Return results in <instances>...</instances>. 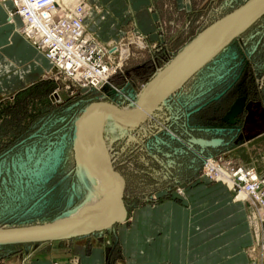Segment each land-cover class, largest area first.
<instances>
[{"label": "rangeland", "instance_id": "obj_1", "mask_svg": "<svg viewBox=\"0 0 264 264\" xmlns=\"http://www.w3.org/2000/svg\"><path fill=\"white\" fill-rule=\"evenodd\" d=\"M86 1L97 42L117 45L124 59L101 89L84 90L56 79L53 67L46 74L24 71L0 58V231L46 227L81 210L77 207L87 198L89 182L85 171L79 172L80 120L100 105L133 109L152 85L161 87L158 77L170 74L169 68L173 72L189 46L233 21L252 0H191L190 13L179 11L178 0H157L159 41H149L133 23L127 31L114 25L127 22L128 0ZM18 27L22 32L23 25ZM108 33L111 39H105ZM112 64L117 67L118 58ZM106 123L101 147L124 202L125 221L70 239L0 244V264H42L57 259L56 254L77 262L70 250L84 239L90 246L94 240L105 246L109 264H119L125 259L121 231L134 229V214L144 210L139 216L149 220L159 206L183 202L187 186L197 180L222 183L234 202L247 203L256 239L248 264H264V212L243 200L240 188L231 190L207 171L214 161L230 172L244 165L264 177V13L141 125L121 131L114 121Z\"/></svg>", "mask_w": 264, "mask_h": 264}, {"label": "crops", "instance_id": "obj_2", "mask_svg": "<svg viewBox=\"0 0 264 264\" xmlns=\"http://www.w3.org/2000/svg\"><path fill=\"white\" fill-rule=\"evenodd\" d=\"M178 1L181 4L179 11L190 13L192 1ZM156 2L128 0L127 22L114 25L121 29L124 26L127 31L130 23H133V28L149 41H159L160 12ZM13 9L12 2L0 4V58L21 66V70L33 68L46 74L52 67L50 61L23 35L18 27V24L23 25L21 18L15 16L11 22L10 12ZM86 22L87 32L97 38L96 27ZM108 34L105 39L112 38V33ZM237 107L241 111L242 104L239 103ZM186 191L183 202L169 201L159 206L154 210L158 213H153L149 220L146 214L139 216V212L145 213L144 210L134 214V229L125 230V234L121 231L125 259L119 264L250 262L249 250L256 245V239L247 203L234 202L232 192L222 183L197 180L188 185ZM143 227L145 231H141ZM88 241L77 240L73 244L69 257H76L77 262L56 254L57 259L42 264H109L106 247L96 240L90 246Z\"/></svg>", "mask_w": 264, "mask_h": 264}, {"label": "bare ground", "instance_id": "obj_3", "mask_svg": "<svg viewBox=\"0 0 264 264\" xmlns=\"http://www.w3.org/2000/svg\"><path fill=\"white\" fill-rule=\"evenodd\" d=\"M56 1L61 5L62 3L71 5L70 7L72 8L82 0ZM246 6V8L243 7L245 9L242 8L241 12L238 11L240 13L235 16L233 21H229L226 26L210 30L196 40L193 45L189 46L185 50L187 56L184 59H179L178 63L173 66L175 67L174 71L171 72L173 69L170 70L171 68H169L167 72L170 71V74L165 72L161 73L158 77L157 82L161 84H158L161 87L156 89V91L152 89L154 87L152 85L150 90L139 99V102L133 109L126 108L121 111L107 105L92 108L78 124L76 146L80 160L79 172L85 171L89 182V185H87V198L77 207V210H79L78 208L82 206V211L70 212L56 219L51 225L46 227L21 231H0V244L35 243V241L70 239L108 229L115 224L114 222L118 218L123 222L125 209L120 204L119 195L115 190L113 171L105 153H103L104 147H101V139H103L106 122L108 120L114 121V125L121 131L127 130L128 127L136 128L134 126L143 123L141 119L144 114L142 110V106L144 105H151V113L145 115L146 119L152 116L157 106L164 102L171 92H175L183 86L198 70H201L213 60L227 44L237 38L251 23L264 13V0H252ZM89 12L91 14V11ZM13 19L14 17L12 19L10 17L11 21ZM238 19H241L240 22H238ZM223 28L226 30H223ZM222 30L226 32H222ZM117 53H119L118 50ZM56 70L58 69L56 68ZM222 171L225 174L221 176L223 178L222 182L231 189L233 180L229 177L228 172ZM238 195L245 201H251L249 193L245 190ZM253 200L257 204L256 199L253 198ZM260 210L264 212L263 209Z\"/></svg>", "mask_w": 264, "mask_h": 264}, {"label": "built area", "instance_id": "obj_4", "mask_svg": "<svg viewBox=\"0 0 264 264\" xmlns=\"http://www.w3.org/2000/svg\"><path fill=\"white\" fill-rule=\"evenodd\" d=\"M1 1L12 2L11 19L21 18L23 35L46 56L53 68L58 69L54 78L63 77L84 90H97L121 68L124 59L117 53L118 46L106 48L87 32L85 22L91 7L86 0L72 8L56 0ZM117 58L119 65L114 67L112 63ZM222 170L233 180L231 190L238 187L241 192L247 191L251 198L249 202L264 210L263 176L244 165L233 167L232 172L214 161L207 166L208 173L214 172L220 182L221 176L225 175Z\"/></svg>", "mask_w": 264, "mask_h": 264}, {"label": "water", "instance_id": "obj_5", "mask_svg": "<svg viewBox=\"0 0 264 264\" xmlns=\"http://www.w3.org/2000/svg\"><path fill=\"white\" fill-rule=\"evenodd\" d=\"M172 93L173 92H171L169 95H171ZM142 110H143V113L144 114L142 116L141 122H144L146 120V118H147L145 115H147V113H151V105H144V106H142ZM119 199H120L121 206L123 207V209H125L124 202H123V200H122V198H121L120 195H119ZM118 222H121L120 218H118L117 220H115L114 223L116 224Z\"/></svg>", "mask_w": 264, "mask_h": 264}]
</instances>
